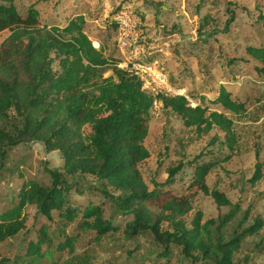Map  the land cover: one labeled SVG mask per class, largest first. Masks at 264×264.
<instances>
[{
	"label": "trees",
	"instance_id": "16d2710c",
	"mask_svg": "<svg viewBox=\"0 0 264 264\" xmlns=\"http://www.w3.org/2000/svg\"><path fill=\"white\" fill-rule=\"evenodd\" d=\"M16 2L0 0V33L9 32L0 43V183L14 173L7 168L11 152L29 141L57 152L61 163L43 167L39 178L22 179L15 191L4 195L0 243L26 234L23 255L30 264H45L56 252H72L80 233H92L96 243L115 235L123 243L143 242L144 250L138 246L128 252L132 264H171L175 251L186 264H246L236 261L235 253L246 238L260 235L264 218L257 216L248 224V211L241 213L238 204L206 185L210 172L234 152L233 119L204 106V95L198 102L191 98L194 107L181 96H159L162 110L176 115L196 136L213 130L222 135L230 154L210 160L198 156L189 162V173L181 163L168 166L165 181L153 180L149 187L138 166L149 158L144 141L152 96L142 91L136 76L117 67L119 58L113 53L105 55L103 45L93 47L87 33L91 20L82 13L41 24L38 2L24 16ZM124 4L130 3L117 6L107 21L114 35L112 18ZM135 13L142 21L141 13ZM229 16L227 28L234 13ZM261 26L264 38V19ZM245 53L264 65V43L247 47ZM237 60L222 63L226 74ZM252 70L264 79V66ZM209 93L210 105L238 117L245 113L247 97L222 85ZM256 99L263 102L264 91ZM76 176H90L97 185L82 189L73 181ZM262 177L257 165L248 183L253 186ZM199 194L227 213L202 222L201 212L193 211ZM72 225L80 233L70 238L65 231ZM261 244L260 239L256 246Z\"/></svg>",
	"mask_w": 264,
	"mask_h": 264
},
{
	"label": "rangeland",
	"instance_id": "374dc122",
	"mask_svg": "<svg viewBox=\"0 0 264 264\" xmlns=\"http://www.w3.org/2000/svg\"><path fill=\"white\" fill-rule=\"evenodd\" d=\"M124 1H129L133 10L141 13L140 29L146 39L168 45V56L158 59L166 68L169 84L197 102L204 95V106L233 119L237 137L234 152L226 163L210 172L206 178L207 187L223 192L232 204L240 206L241 213L248 211V224L257 216L264 218V101H256L264 91V79H257L252 70L254 66L264 65L245 53L247 47L264 43L261 26L264 0H46L44 3L40 0H17L15 5L18 13L24 16L27 8L38 2L40 23L48 25L54 21L62 22L59 20L69 13H82L86 20H91L88 21L87 32L91 41L103 45L105 55L113 53L118 58L115 35L108 30L107 21L113 10ZM230 11L234 13V19L227 28ZM8 35V31L1 32L0 43ZM232 57L238 59L237 64L226 74L221 65ZM228 75V80H224L223 77ZM220 85L242 99H249L243 116L232 115L220 106L208 103L211 98L209 91H215ZM148 125L144 146L149 158L138 169L149 187L153 180L158 183L165 181L164 171L168 166L181 163L187 166L186 172L189 173V162L198 156L210 160L230 154L217 131L198 137L168 110L150 114ZM214 136L218 138L211 144ZM60 163L57 152L45 151L38 142L21 144L9 156L7 168L14 173L10 179L0 183V202L4 195L17 189L22 179L39 178L43 167L52 168ZM257 165L263 177L252 186L248 180ZM73 179L82 189L97 185L90 176ZM193 211L201 212L202 222H205L222 218L228 209L217 208L210 197L199 194ZM78 233L75 225L65 231L70 238ZM27 238L22 233L15 239L0 243V264H30L23 255ZM92 238V233H80L75 238L72 252L68 249L56 252L54 258L45 264H132L128 252L138 246L142 250L145 247L140 241L123 243L120 235L105 238L99 243ZM260 239L262 244L256 246ZM53 244L56 245L57 241L53 240ZM171 259V264H186L176 251ZM235 260L264 264V229L259 236L243 241L235 253Z\"/></svg>",
	"mask_w": 264,
	"mask_h": 264
},
{
	"label": "built area",
	"instance_id": "2783aa9c",
	"mask_svg": "<svg viewBox=\"0 0 264 264\" xmlns=\"http://www.w3.org/2000/svg\"><path fill=\"white\" fill-rule=\"evenodd\" d=\"M112 20L116 25L115 47L119 62L117 67L136 76L142 84V91L152 96V111L162 110L159 96L184 97L193 106L185 93L169 84L165 66L158 57L168 56V45L161 41L146 39L141 32V21L131 4H124ZM98 49V44L93 43Z\"/></svg>",
	"mask_w": 264,
	"mask_h": 264
},
{
	"label": "crops",
	"instance_id": "0c3cea01",
	"mask_svg": "<svg viewBox=\"0 0 264 264\" xmlns=\"http://www.w3.org/2000/svg\"><path fill=\"white\" fill-rule=\"evenodd\" d=\"M98 44V43H97Z\"/></svg>",
	"mask_w": 264,
	"mask_h": 264
}]
</instances>
